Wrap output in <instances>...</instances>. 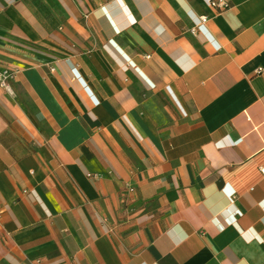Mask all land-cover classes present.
Instances as JSON below:
<instances>
[{
	"label": "crops",
	"instance_id": "obj_1",
	"mask_svg": "<svg viewBox=\"0 0 264 264\" xmlns=\"http://www.w3.org/2000/svg\"><path fill=\"white\" fill-rule=\"evenodd\" d=\"M210 2L0 0V264H264V0Z\"/></svg>",
	"mask_w": 264,
	"mask_h": 264
},
{
	"label": "built area",
	"instance_id": "obj_2",
	"mask_svg": "<svg viewBox=\"0 0 264 264\" xmlns=\"http://www.w3.org/2000/svg\"><path fill=\"white\" fill-rule=\"evenodd\" d=\"M210 3L212 6L220 8V9L228 7L227 0H211ZM199 19L200 20H199V23H197V25L204 24L205 22H207V20L209 19V16L207 15L200 16ZM191 30L195 33L197 30V26L192 27ZM147 57H150V56L147 55ZM15 74H16V70H11L8 68L0 69V88L5 90L7 93L11 95H14V91L11 85V79L15 76Z\"/></svg>",
	"mask_w": 264,
	"mask_h": 264
}]
</instances>
